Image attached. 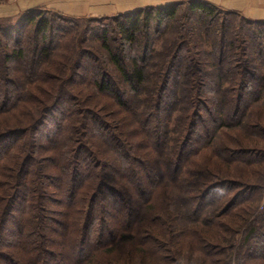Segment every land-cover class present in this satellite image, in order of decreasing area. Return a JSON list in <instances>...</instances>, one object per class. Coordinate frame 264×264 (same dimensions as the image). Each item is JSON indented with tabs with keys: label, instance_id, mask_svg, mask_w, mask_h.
Instances as JSON below:
<instances>
[{
	"label": "trees",
	"instance_id": "1",
	"mask_svg": "<svg viewBox=\"0 0 264 264\" xmlns=\"http://www.w3.org/2000/svg\"><path fill=\"white\" fill-rule=\"evenodd\" d=\"M42 11L52 13L66 21L104 19L114 23L115 31L112 33H116L120 41L117 49L120 48V51H123L128 44L136 52L128 58H123L119 51L115 52V48L111 46L108 37L109 31L104 34L102 46L107 49L108 64L115 67L120 80L113 77L108 66L98 56L90 53L81 63L80 61L75 63L81 74L70 79L69 83L77 85L84 83L95 89L98 95L115 100L123 111L118 115L120 123L122 120L128 121L125 116V113H128L142 131H145L143 135L152 146L150 152L157 154V157L158 155L164 157V160L161 170L151 175L153 179L154 175L159 174V182H153L154 180H151L149 176L145 177L149 179L140 182L137 177L138 173H141L139 166L146 167L145 161L138 159V155L132 157L127 152V155H124L126 162L121 161L119 166L123 168L127 164L132 166L122 176L129 183L137 180L138 187L135 190H137L140 205L135 203L133 191L130 200L123 199V204L119 209L120 214L110 222L107 217L101 215L96 217V212L101 213V210L97 206V199H94L98 195H95L85 201V204H89L86 207L83 221L80 220L79 223L71 225L68 215L78 208V204H81L79 202L81 191L90 185L92 187L100 175L98 173V155L88 154L81 147L78 151L79 154L74 155L73 159L66 162L68 173L60 179L62 185L58 188L63 198L68 197L63 200L62 205L68 209L63 214L64 220L52 219V236L60 237L58 239L60 249L58 252L56 251L58 255H55L54 252L52 255L50 253L51 238H48L46 226H44L47 219L41 213L42 204L40 206L38 204V215L36 214L31 219L28 213H25V216L21 218L24 220L15 224L16 231L13 241L9 243L10 247L19 251L24 257V262L21 259H10V261L12 264H51V262L52 264H65L62 263L65 261H69V264H118V256L114 252L125 249L126 247L123 246L127 243L137 254H140L142 250L144 254L147 253L148 243L151 242V239L148 238L149 235L147 237L144 235L142 227H139L138 223H141V220L144 223L148 211L153 210L155 195L161 185H179L184 191L180 190L182 195L188 191H194V194H190L189 197H179L185 201V204L189 205L192 202L194 205L195 209L190 208L187 211L188 218L197 215L194 220L202 219L206 207L204 202L211 198L218 186L224 185L228 189L235 188L234 185L231 186L232 181L229 180H222L220 183L216 182L203 187L200 180L198 179L197 182L195 177L194 181L186 180L185 170L189 169L191 161L189 159L194 158L200 149L210 147L215 142L219 130L243 127L244 121L252 118L251 108L257 107L259 104L264 105V21L249 20L238 12L225 11L202 0H190L161 7H147L113 17L93 19L68 17L43 8L28 11L21 17L27 22L25 26H31L33 31L17 36L14 53H0L1 116L14 106L13 91L17 87L15 85H19L23 81V77L19 76L20 72L14 79L4 73L5 64L14 62L18 57L23 58L26 52L24 44L30 45L34 42L37 54L31 60L32 63L29 64V67L31 66V70H35L38 59L45 61L52 57L51 46L57 38L56 35L60 33L66 35L70 31L69 29L56 28L53 23L51 29L49 21L45 19L46 17H42ZM223 11L226 12L223 15L227 17L221 18ZM229 16L239 17L244 24L235 27L234 23H229ZM192 21L198 22L199 30L203 31L198 35L200 38L204 32L207 35L206 43L203 38L193 40L195 47L191 46L192 37L190 34H186V36L182 34L183 30L189 28ZM165 35H176L177 38L165 45L162 43V38ZM166 39L167 37L164 38L165 41ZM170 44H173V49H175L172 55H170ZM2 46L3 42L0 39V47L2 48ZM194 48L197 49V52L194 51ZM253 54L256 58L251 57ZM168 55L169 59L166 60ZM211 55H213L212 60L209 59ZM161 59L164 61L157 63ZM152 69H155L154 73L150 72ZM208 75H214L216 80L210 81L207 78ZM212 84L215 85L214 91L211 92L212 95H215L214 98L205 93L208 86ZM78 101L79 98L76 95L66 92L55 99L60 108L64 103L70 108L69 116L76 112L71 105L78 104ZM186 103L187 106H185ZM48 111L51 112L52 109ZM94 118L96 123L100 121V116L97 115ZM124 124L127 126L126 136L132 137L130 121L124 122ZM35 127L37 128V126ZM36 128L33 129V133ZM100 128L104 134L98 137L108 144L107 147L112 149L115 144L116 147L122 148L125 145L118 135L113 133L115 129L102 125ZM258 128L260 126L257 124L256 127L250 129ZM258 131L256 133L264 138V132L260 129ZM19 132L18 129L2 134L0 140H3L0 141V145L10 138L20 136ZM251 153L254 152L251 151ZM221 155L223 156V154ZM157 157L152 156L151 161L158 163ZM127 158L130 159V162H127ZM228 158L230 159V157ZM231 160H227V162L230 164ZM241 161L249 164L250 159L244 158ZM32 162L33 159L30 158V155L27 156L25 164L23 163L26 173L21 179L22 181H19V190L23 185H29V181L24 179L32 174ZM99 181V185H101L102 180ZM31 191L33 198H40L39 187H34ZM17 194L11 207L7 205L5 216L0 220V262H6L8 259L4 251L7 239L5 232L9 228L12 216L7 212L10 209L14 211L15 203L21 199L19 193ZM1 200H5V198L3 197ZM216 206L217 208L220 206V201ZM236 206L237 202L227 206L225 208L227 212L222 216H227ZM210 215L214 216L215 213L210 212ZM37 217L39 223L37 222V226L31 228ZM209 223L211 224V222ZM176 230L177 227L173 232ZM255 233L256 229H252L246 240L252 238ZM36 239H38V243H36ZM135 240L138 243H135ZM133 255L131 253V256ZM113 257L115 262L111 261ZM178 260H184L183 254Z\"/></svg>",
	"mask_w": 264,
	"mask_h": 264
},
{
	"label": "rangeland",
	"instance_id": "2",
	"mask_svg": "<svg viewBox=\"0 0 264 264\" xmlns=\"http://www.w3.org/2000/svg\"><path fill=\"white\" fill-rule=\"evenodd\" d=\"M225 13L223 11L220 17H227L223 15ZM41 14L49 21L51 29L53 23L56 28L70 31L66 35L64 33L56 35L57 38L51 46L52 57L45 61L38 59L35 70L29 67L31 60L37 54L34 42L30 45L25 43L24 57H18L14 62L6 63V68L3 70L12 79L16 78L20 72L19 76L23 77V81L15 85L17 87L13 91L14 106L9 112L0 115V136L10 131L20 130V136L10 138L0 145V220L5 216L7 205L11 207L17 193L21 198L15 203L14 211L8 209L7 212L12 216L9 228L5 232L7 239L4 251L8 259L0 264H12L10 259H21L24 262V257L19 251L10 247L9 243L13 241L16 231L15 224L24 220L21 218L25 216V213H28L32 219L38 213L40 204H42L41 213L47 219L44 225L46 233L48 238H51L50 253L52 255L54 252L58 255L60 237L52 236V219L63 221V214L68 211L62 206L63 200L68 197L63 198L58 188L62 185L60 179L68 173L66 162L79 154L81 147L88 154L98 155L100 175L92 187L90 185L81 191L82 194L79 197L81 204H78V208L74 212L69 210L71 225L79 223L80 220L83 221L86 207L89 204H85V201L95 195H98L94 199H97V206L101 210V213L96 212V217L100 215L107 217L110 222L120 214L119 209L123 204V199L130 200L133 191L135 203L140 205L137 190H135L138 187L137 180L129 183L122 176L132 166L130 164L124 168L119 166L121 161L126 162L124 155H127V152L132 157L138 155V159L145 161L147 168L139 166L141 173H138L137 177L140 182L149 179L145 177H151L163 167L164 157L159 155L157 157V154L150 152L152 146L143 135L145 131H142L136 121L125 113L128 121L122 120L120 123L118 115L123 111L115 100L98 95L95 89L84 83L78 85L69 83L70 79L81 74L75 63L79 61L81 63L90 53L98 56L108 66L113 77L120 80L115 67L108 64L107 49L102 46L104 34L109 31L111 46L115 48V52L119 51L123 58H128L136 52L128 44L123 51H120V48L117 49L120 41L116 33H112L115 31L114 23L104 19L66 21L52 13L42 11ZM229 23H234L235 27L244 24L239 17L230 16ZM26 24V20L21 16L0 20V39L3 42L0 53H14L17 36L33 31V28L25 26ZM198 25V22L192 21L189 28L182 31L183 35L190 34L192 37L190 40L192 47H195L193 40L203 38L205 43L207 41L205 32L202 33L201 38L198 36L200 32H203L199 30ZM165 37H167L166 41ZM176 38V35H165L162 43L167 45V42L170 43ZM169 46L170 55H172L175 49H173V44ZM194 51L197 52V49L194 48ZM251 57L256 58L254 54ZM212 58L213 55L209 56L210 60ZM163 61L161 59L157 63ZM154 71L155 69L150 70L151 73ZM207 78L210 81L216 80L214 75H208ZM214 87V84L208 86L205 90L207 96L215 97L211 94ZM63 92L74 94L81 101L71 105L76 111L71 116H69L70 108L65 103L60 108L55 102V99L61 97ZM210 106H212L211 103ZM253 107L251 108L252 118L244 121L243 127L219 130L215 142L210 147L200 149L194 158L189 159L191 160L189 169L185 170L186 180L194 181L195 177L197 182L198 179L200 180L203 187L216 182L220 183L222 180H229L232 181V185H229H234L235 188L228 189L224 185L218 186L211 198L204 202L206 207L202 219L194 220L197 215L188 218L187 214L188 209H195L192 202L188 205L179 198L189 197L190 194H194V191H188L187 194L182 195L183 190L179 185L178 187L170 184L161 185L155 195L153 210L148 211L144 223L142 220L138 223L144 235L146 237L149 235L148 238L151 239L147 253L144 254L142 250L140 254H137L127 243L123 246L126 247L125 249L114 252L118 256V264H264V138L256 133L258 129L264 132V105L259 104ZM49 109L52 111H48ZM97 115L100 116V121L96 123L94 117ZM129 121L132 125L130 131L133 134L132 137H127L125 133L127 126L124 122ZM257 124L260 128L250 129L256 127ZM101 125L115 129L113 133H116L125 145L122 148L116 147L115 144L112 149L107 147L108 144L98 137L104 134H102ZM34 128L36 130L33 133ZM125 142L130 144L127 145ZM29 155L33 159L31 165L33 171L29 177L24 179L29 181V185L25 184L19 190V181H22L26 173L23 163ZM151 155L158 158V163L151 161ZM228 157L232 159L230 164L227 162L230 160ZM244 158L250 159L249 164L241 161ZM127 162H130L129 158ZM158 175L150 179L155 183L159 182ZM99 180H102L101 185H99ZM34 187H39L40 198H33L31 189ZM3 197L5 200H1ZM218 201H220V206L217 208ZM234 202H237V206L227 216H222L227 212L225 208ZM210 212L215 215L211 216ZM37 222L39 223L38 217L31 228L37 226ZM176 227V232H173ZM252 229H256V233L246 240ZM144 235L141 236L144 237ZM35 241L38 243V239ZM131 253L134 255L131 256ZM181 254L184 260L179 261ZM111 261L115 262V258L113 257ZM62 263L69 264V261Z\"/></svg>",
	"mask_w": 264,
	"mask_h": 264
},
{
	"label": "crops",
	"instance_id": "3",
	"mask_svg": "<svg viewBox=\"0 0 264 264\" xmlns=\"http://www.w3.org/2000/svg\"><path fill=\"white\" fill-rule=\"evenodd\" d=\"M190 0H0V20L34 9H47L74 18L113 17L147 7H161ZM245 18L264 21V0H202Z\"/></svg>",
	"mask_w": 264,
	"mask_h": 264
}]
</instances>
